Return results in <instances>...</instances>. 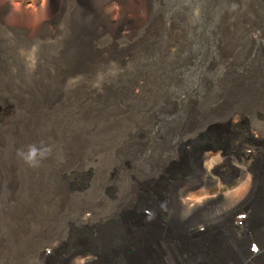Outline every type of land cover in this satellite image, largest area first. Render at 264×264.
<instances>
[{"label": "rangeland", "instance_id": "rangeland-1", "mask_svg": "<svg viewBox=\"0 0 264 264\" xmlns=\"http://www.w3.org/2000/svg\"><path fill=\"white\" fill-rule=\"evenodd\" d=\"M66 1L91 13L92 0ZM10 2L18 11L19 0ZM259 3L147 0L139 16L131 4L114 5L111 28L122 29L95 38L106 59L68 75L69 6L57 14L60 34L29 37L0 26V264H168L167 256L178 264H240L246 244L234 241L226 220L247 197L258 211L254 239L264 243ZM30 5L25 0L18 14ZM33 144L51 148L37 167L18 155ZM196 175L201 181L186 188ZM159 193L166 216L119 211L129 196L132 206H150ZM172 193L199 206L173 212ZM173 216L188 230H165L172 250L164 252L161 228ZM148 223L156 228L133 226ZM81 247L79 259L66 260Z\"/></svg>", "mask_w": 264, "mask_h": 264}, {"label": "bare ground", "instance_id": "bare-ground-1", "mask_svg": "<svg viewBox=\"0 0 264 264\" xmlns=\"http://www.w3.org/2000/svg\"><path fill=\"white\" fill-rule=\"evenodd\" d=\"M24 1L25 0H21V1L19 0L20 5L17 8L18 11H13V9H11V7H10L11 6L10 0H0V26L1 27H3L5 30H7L11 33H15L17 35H30L29 37H34V36L43 37L45 35H56V34L63 33L64 23H61L60 26H58L59 19L57 17V14L61 12L62 8H64L65 6H69L66 0H32L33 5L28 6V10H27L28 14L26 16L18 14L19 11L24 10L22 8V4ZM82 1H84V0H82ZM90 4L92 5L91 13H88V14L82 13L80 5L76 2H74V3L71 2L70 6L68 8V9H70V19L68 20V24H67V32H68L67 47L69 48V50L67 49L66 56L64 57L65 63L67 65L64 68V73H66L65 75L72 74V73L77 72V71H80V72L90 71L93 68H96L97 64L102 63L106 59L107 53H105V50L104 49H97L95 47V38H96V35L98 33L107 32L111 29V32H113L114 34H118L119 31L122 29V25H118V26L116 25V26H113V28H111L112 24H111V19H110V13H111L112 6L121 5L123 8H125V6L127 7L128 4H131L134 8V10H133L134 16H139L140 14L146 13V11H147V0H92L90 2ZM7 16H11V18L9 20H7ZM87 18H88V21H87ZM123 29H125V28L123 27ZM131 30L132 29H128V32L130 33ZM130 89H131V86L127 89V92H130ZM125 91H126V89H125ZM102 92L103 93L104 92L110 93V91L106 90V89H102ZM1 110H3V112H4L1 116L6 117L7 111L3 105H1ZM203 151H205V150H203ZM202 158H203V152L199 151L196 154V160H197L198 164L200 163L199 161ZM233 174H235V173H233ZM233 174L229 173V174L225 175L224 177L232 178ZM227 178H225V179H227ZM199 181H201V178L198 177L197 175L194 177H191L188 180V184H187L186 188L193 187V185H195ZM163 199H164V197L160 193L155 194L153 196H150V200L155 202L156 203L155 205H150V206L144 205V206H137L136 207V206L131 205V203L133 201V197L129 196L125 200H122L119 202V204H118L119 205V211L121 213H123L126 210L127 211L126 213H129V218H131V213H133V214L139 213V215H141L142 210H149L151 212V214H153V215L164 214L166 216L167 208L161 205ZM169 201H170V205H169L168 209L173 210V212H175L181 208H185L186 212L191 214L193 211H195L194 209H196L199 206L198 203H192V204L186 203L185 201H183V199H181L179 197L178 193H172L170 195ZM239 201H236V203L233 206H231L232 208L229 210L231 215L226 220V222H227L226 226L228 227L229 235L232 236L234 238V241L239 243V244L244 243L245 241H256L258 246H260V248H259V250H261L260 256H262V255H264V243H260L258 240L254 239L255 232H257L256 230H258L260 228V226L257 225L256 223H255V225L254 224L250 225V223L254 219L257 218V215H256L257 213H255L256 209H254L253 211L251 209L253 203H250V202H254V200L251 199L250 197H247L242 202L239 203ZM248 206H250L251 208ZM204 209H207V208H204ZM238 213H241V214L245 213L246 219H247L245 221L244 230H242L241 232L237 231V228L235 225L236 216ZM182 214H183V212H182ZM185 216H187V214H183L184 218H185ZM240 218H241V216H240ZM127 219H128V217H127ZM173 219L174 220L170 219L173 222L171 224H168V222H165L162 219L164 227L161 229H164V230H162V234H161L160 238H162V240H163L161 247L164 248V252H168L169 247L172 250V245L170 244V239H168V240L165 239L164 231L167 229L170 230L172 227L184 228L185 226H187V225L182 226L183 224L179 225V223L177 222L178 216H173ZM196 224L197 223H193V226L194 225L197 226ZM159 225H161V224L159 223ZM133 226H134V228L137 229V231H140L141 228H142V230H145V228L146 229L147 228L148 229L156 228V225H152L150 223L145 224V226L138 225V227H137L134 224H133ZM174 228H172V229L174 230ZM126 229H127L126 223H123V226L120 227V231L125 232ZM186 230H188V229L184 228L183 232L186 233ZM207 231H208L207 228H206V230L204 228H199V232H207ZM242 232L247 234L246 237H244V238L241 237L240 234ZM145 234H146L145 232L144 233H138L139 238H141V239L144 238L146 236ZM176 235H178V234H176ZM193 235H195V233ZM170 236H171V234H170ZM195 236L198 237V235H195ZM51 249H54V246H51ZM60 252L63 253L64 250L61 249ZM84 252H85L84 248L81 247L80 249H75V250H72V251L66 253L65 258H66V260L67 259L68 260H71V259L75 260L77 258L79 259V257H81V255ZM237 256L239 258L238 261H240V257L242 256V254L240 253V249L237 252ZM42 257L45 260L49 259L45 255H43ZM139 257H141V256H139ZM262 257H264V256H262ZM166 258H167L168 264H178V260H176V261L175 260H169L168 256ZM123 261H124V259H123ZM126 262H128V260ZM129 262L131 264H134L133 260H131ZM233 262H235V261H233ZM222 263L224 264V261ZM225 263L230 264L229 262L228 263L225 262ZM239 263H241V262H239ZM261 263H264V260L261 259ZM57 264H59V263H57Z\"/></svg>", "mask_w": 264, "mask_h": 264}, {"label": "built area", "instance_id": "built-area-1", "mask_svg": "<svg viewBox=\"0 0 264 264\" xmlns=\"http://www.w3.org/2000/svg\"><path fill=\"white\" fill-rule=\"evenodd\" d=\"M246 220L247 219L245 213L237 214L235 221L237 231L241 232L242 230H244ZM240 235L242 238H244L246 237L247 234L242 232ZM244 243L246 244L245 249L244 250L240 249V253L242 254V256L240 257V262H241L240 264H264L261 263V259L264 260V257H262L264 255L260 256L261 255V250H259L260 246H258L256 241H245ZM234 263L235 262H231L230 264H234Z\"/></svg>", "mask_w": 264, "mask_h": 264}, {"label": "clouds", "instance_id": "clouds-1", "mask_svg": "<svg viewBox=\"0 0 264 264\" xmlns=\"http://www.w3.org/2000/svg\"><path fill=\"white\" fill-rule=\"evenodd\" d=\"M51 152L50 147H37L35 144L29 145L27 151H19L18 155L31 167L39 166V163L45 159Z\"/></svg>", "mask_w": 264, "mask_h": 264}, {"label": "crops", "instance_id": "crops-1", "mask_svg": "<svg viewBox=\"0 0 264 264\" xmlns=\"http://www.w3.org/2000/svg\"><path fill=\"white\" fill-rule=\"evenodd\" d=\"M255 213L258 214V211L256 210ZM257 214H256V215H257ZM257 217H258V216H257ZM255 223H256V219H254V220L250 223V225H253V224L255 225Z\"/></svg>", "mask_w": 264, "mask_h": 264}, {"label": "trees", "instance_id": "trees-1", "mask_svg": "<svg viewBox=\"0 0 264 264\" xmlns=\"http://www.w3.org/2000/svg\"><path fill=\"white\" fill-rule=\"evenodd\" d=\"M258 7H264V4L259 3V4H258Z\"/></svg>", "mask_w": 264, "mask_h": 264}]
</instances>
